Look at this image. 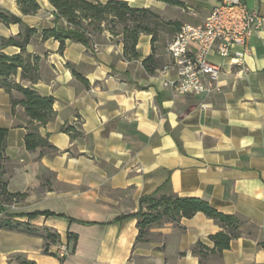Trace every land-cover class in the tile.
<instances>
[{
  "label": "crops",
  "instance_id": "obj_1",
  "mask_svg": "<svg viewBox=\"0 0 264 264\" xmlns=\"http://www.w3.org/2000/svg\"><path fill=\"white\" fill-rule=\"evenodd\" d=\"M124 1L145 9L156 3ZM40 2L35 15H22L17 0H0V10L38 31L66 29L47 0ZM244 2L264 19V0ZM215 5L195 0L192 16L199 18L184 24H202ZM20 32L21 26L0 22V40ZM171 39L157 47L142 34L139 58L129 60L121 37L107 31L94 37L92 47L66 41L62 53L54 39L31 38L25 52L40 58L39 79L22 81L18 72L13 81L54 99L55 117L39 134L58 152L25 150L28 118L21 106L12 111L10 96L0 90V127L8 130L2 180L9 193L20 195L0 198V219L10 215L48 228L59 243L44 254L42 237L1 229L0 264H11L17 254L36 264H264V21L250 38L245 71L224 69L222 92L208 97L176 96L163 86L173 75L161 74ZM152 48L158 66L149 74L142 62ZM0 52L12 56L20 50L0 44ZM65 127L80 134L71 138ZM159 188L160 194L200 198L235 216L243 223L239 237L220 255L195 256L197 243L212 249L209 237L222 230L196 213L152 225L146 241L137 243V220H116L136 213L139 200ZM68 235L76 236L74 244ZM62 246L68 255L60 259Z\"/></svg>",
  "mask_w": 264,
  "mask_h": 264
},
{
  "label": "trees",
  "instance_id": "obj_2",
  "mask_svg": "<svg viewBox=\"0 0 264 264\" xmlns=\"http://www.w3.org/2000/svg\"><path fill=\"white\" fill-rule=\"evenodd\" d=\"M167 5L180 6L177 0H156ZM53 10L55 21L64 20L66 29L56 28L38 31L23 25L21 18L7 11L0 10V22L4 25H19L21 32L7 39H1V47H16L20 53L9 56L0 52V90H4L10 96L12 111L15 106H21L28 118L27 133L24 137V147L28 152L41 149L47 153L56 154L58 151L51 146L46 137L39 134V128L51 122L55 117L53 110L54 99L39 95L34 88L23 87L13 81L20 72V79L31 84L39 79L40 58L25 52L31 38L39 35L42 41L54 39L59 42V52L62 53L66 41L83 44L92 47L94 37L107 31L112 37L120 36L123 44V56L126 59H138L139 53L136 46L140 35L151 37V45L156 42V34L147 25L150 15L149 9L131 7L124 0H109L100 3L95 0H47ZM17 6L22 15H35L41 9L40 0H17ZM177 33L179 23L172 24ZM147 72L152 74L158 66L154 48L151 54L142 62ZM70 67V65H69ZM75 77L77 76L74 72ZM18 93L19 99L12 94ZM71 138L80 133L74 127L63 128ZM8 130L0 127V198L7 202L19 197V194H11L7 191V185L2 180L3 163L6 160V138ZM159 188L151 195L139 200L138 211L134 214L121 216L116 221L127 218L137 220L138 236L136 242H145L148 229L162 222H179L181 219H189L196 213H202L221 227V231L209 237L213 248L208 249L201 243L192 248V254L202 258L206 252L220 255L230 246V242L239 237L241 220L232 215L223 214L200 198L179 197L171 193L160 194ZM49 215V214H48ZM32 217V216H31ZM16 231L30 235H37L44 240V254H49V247L59 243V236L48 228H34L27 223L15 221L7 215L0 219V230ZM68 242L76 241L75 235L67 236ZM11 264H36L27 259L23 254H17L10 259Z\"/></svg>",
  "mask_w": 264,
  "mask_h": 264
},
{
  "label": "built area",
  "instance_id": "obj_3",
  "mask_svg": "<svg viewBox=\"0 0 264 264\" xmlns=\"http://www.w3.org/2000/svg\"><path fill=\"white\" fill-rule=\"evenodd\" d=\"M263 21L257 11L247 8L244 0H216L202 24H183L169 42V63L161 74L173 75L163 86L176 96L220 94L224 69L245 71L250 38ZM94 49L97 50L96 45ZM67 255V248L60 247L58 257Z\"/></svg>",
  "mask_w": 264,
  "mask_h": 264
},
{
  "label": "rangeland",
  "instance_id": "obj_4",
  "mask_svg": "<svg viewBox=\"0 0 264 264\" xmlns=\"http://www.w3.org/2000/svg\"><path fill=\"white\" fill-rule=\"evenodd\" d=\"M177 1L182 3V5L175 6L174 9L171 8L172 5H169V7H167L168 10L164 11L163 9H159L162 7L161 3L163 2L153 0L155 5L149 9L152 15H150L147 25L156 34L155 46L157 47L163 42H168L172 38L173 34L171 33V29L175 28L172 24L179 22L180 26H182L184 23H192L193 21H197L199 18V13L195 14V16H192L194 12L191 8V4L194 3L195 0ZM170 8L174 11H171ZM147 237L148 236H146L145 239H147Z\"/></svg>",
  "mask_w": 264,
  "mask_h": 264
},
{
  "label": "water",
  "instance_id": "obj_5",
  "mask_svg": "<svg viewBox=\"0 0 264 264\" xmlns=\"http://www.w3.org/2000/svg\"><path fill=\"white\" fill-rule=\"evenodd\" d=\"M193 108H190V110H192Z\"/></svg>",
  "mask_w": 264,
  "mask_h": 264
}]
</instances>
